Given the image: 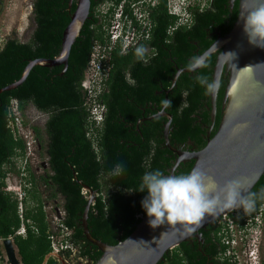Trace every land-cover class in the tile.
<instances>
[{"label":"trees","instance_id":"trees-1","mask_svg":"<svg viewBox=\"0 0 264 264\" xmlns=\"http://www.w3.org/2000/svg\"><path fill=\"white\" fill-rule=\"evenodd\" d=\"M125 1V13H130V2L136 0H91V9L79 37L72 46L68 69L64 66H35L24 83L11 91L0 93V259H4L1 242L12 238L18 249L22 264H43L52 252L54 233L46 202L61 196L70 239L78 248V256L97 262L102 253L84 236L81 218L89 194L79 181L90 186L96 195L93 201L88 226L92 235L105 243L115 245L126 239L140 223L146 211L142 200L147 190H137L146 172L160 170L168 174L173 158L165 149L162 138L167 118L154 119L141 125L142 133L136 130L143 109L145 115L154 113L155 106L146 107V98L151 95L161 110L165 99H155V90L163 84L171 85L177 67H187L189 58L207 50L216 36L208 35L216 28L228 32L237 19L238 4L230 19L228 0H211L209 7L192 11L194 24L190 27L169 29L176 24V17L169 14L166 0L153 9V27L148 39L135 48L122 53L120 43L106 50L111 66L104 80L108 90L100 99L106 103L104 120L98 124L91 120L88 94L82 86L85 71L96 43L110 44L109 27L118 6ZM69 0H35L33 20L35 29L28 42L9 37L0 49V89L17 81L31 60L55 58L60 54L65 28L70 22ZM108 5L106 14L101 7ZM76 8L74 1L72 12ZM146 51L142 59L136 49ZM149 51V53L147 52ZM216 56L207 59V66L199 70L210 76ZM169 94L171 106L166 111L173 116L170 138L184 141L189 136L201 141L199 131L194 129V112L200 111L207 98L200 84L191 88L181 87L182 82ZM222 95V90L219 97ZM100 96V94H99ZM98 96V100H99ZM132 100V101H131ZM17 102L20 111L28 104L47 114L45 135L46 155L49 168L37 174L29 165L25 168L23 198L8 191L6 177L10 171L21 175L15 159L25 158L26 141L16 138L9 127L10 108ZM156 110V111H158ZM196 110V111H195ZM202 115V114H201ZM209 123L210 115H203ZM217 115V125L220 121ZM144 125H148L143 129ZM35 138L43 141L42 129L33 126ZM173 129V130H172ZM123 171L118 174L117 165ZM192 164L183 166L179 174L190 172ZM24 177V176H23ZM77 177V178H76ZM48 192V195L46 194ZM24 226L26 234H18ZM92 246V247H91ZM91 247V249H90ZM181 245L167 252L158 264H193L190 255ZM46 264H58L50 257Z\"/></svg>","mask_w":264,"mask_h":264},{"label":"water","instance_id":"water-1","mask_svg":"<svg viewBox=\"0 0 264 264\" xmlns=\"http://www.w3.org/2000/svg\"><path fill=\"white\" fill-rule=\"evenodd\" d=\"M74 1H76V8L72 12ZM235 1L229 0L232 7ZM238 2V16L231 30L225 36L219 35L212 45L199 56L206 62L208 57L218 52L213 69V80L221 81L224 73L229 76L224 94L222 118L217 131L209 137L207 144L200 151L180 153L171 175L180 162L193 159L194 164L191 170L199 168L217 185H223L226 181L235 179L239 180L246 190L251 191L264 175V47L249 42L248 35L244 31L243 17L248 10L254 9L264 0H238ZM90 9L91 0H69L68 11L71 16L63 33L60 54L55 58L31 60L20 79L1 88L0 93L14 90L22 85L31 70L38 65L64 66L62 73H65L68 69L72 46L89 18ZM183 72L193 71H189L188 68L178 69L166 93L171 92ZM219 90L214 95L210 94L213 125L217 119ZM165 109L166 106H163L162 110L153 117H169V122L164 125L163 136L166 146L171 151L177 152L169 138L172 116L168 115ZM79 184L89 194L81 218L83 234L102 253L94 264H158L167 252L197 236L200 230L205 229L222 216L225 217L238 209L218 211L212 216L206 214L201 225L191 234H185L182 230H178L179 226L174 228L167 223L153 228L148 223L150 218L142 215L140 223L126 239L110 245L92 235L88 226V217L96 195L87 184L81 181ZM241 194L245 195L246 192L242 189ZM2 243L9 263L22 264L13 239H5ZM50 257L55 258L58 264H67L69 260L60 253L51 252L46 256L43 264H46Z\"/></svg>","mask_w":264,"mask_h":264},{"label":"flooded vegetation","instance_id":"flooded-vegetation-1","mask_svg":"<svg viewBox=\"0 0 264 264\" xmlns=\"http://www.w3.org/2000/svg\"><path fill=\"white\" fill-rule=\"evenodd\" d=\"M136 1H139V0H136ZM143 1H144L145 6H150V15L152 14L153 9L160 3V0H143ZM166 2H167V9H168V0H166ZM193 2L195 3V5L191 8V10L196 11L199 9V5H198L199 0H194ZM210 3H211V0L210 2H208V4L203 9L209 7ZM228 3H229V0H228ZM236 4L239 5L238 0L235 1L234 7H232L230 3H229V7L228 6L226 7L230 12L229 15H226V19L229 20L232 14H234V9H235ZM203 9H200V10H203ZM192 11H191L190 21L185 25H181L180 27H184V26L190 27L191 25L194 24V19L192 17ZM176 19L178 18L176 17ZM228 32L225 33L223 31H219L218 28H216V30H214L212 33H209L208 38L209 40H212L213 37L216 36V39H217L219 35L225 36ZM147 52L149 53V51ZM195 53H197V57L203 54V53L199 54L198 50H196ZM217 53L213 55L217 57ZM216 59H215V64H216ZM189 60L191 61L192 58H189ZM214 66L212 68V72L210 76L208 77L210 81L213 80L212 75H213ZM186 68L187 67H177L175 70L174 76L176 75L178 69H186ZM199 70L200 69L196 70L195 72L181 73L175 85L176 89L179 88L178 84L180 82H182L181 87L190 86L191 88H193V87L198 86V83L196 82L195 77L197 75H201ZM174 76L171 78V85H172V80ZM228 82H229V76L224 73L222 80H221V87L219 90V95H220L221 90H222V95L220 97L218 95V99H217V115L220 114L221 118H222V112H223V107H224V94H225V89H226ZM169 88H165L163 84H160V87L157 90H155V96H156L155 99L159 97H163L165 100L166 99L169 100V94L174 89L173 88L170 93H166V91L169 90ZM107 90L108 88L105 85L99 96V103L103 106V109H104L103 110L104 117L107 112V106H106V103L103 101V99H100V98L105 92H107ZM151 106H155V108L153 109L155 110V112L150 114L149 116H146L145 113H146L147 108H144L142 116L137 122L136 130L139 133H142V129L140 126L143 124H146V122L148 121H152L154 119H161V118H167L168 119L167 122H169L170 120L168 116L153 117L154 115H156L162 110L165 104L162 106L161 110H158L157 100H154L153 97L149 95L146 98V107H151ZM165 112L168 115H171L166 111V109H165ZM205 114L210 115L211 121L209 123H206L203 121L204 119L203 115ZM192 117L194 118L193 128L199 131V136H200L201 141L198 142L196 140H193L190 136L189 138H187V140H184V141H177V140L172 141L169 135L170 142L172 146L177 150V152L171 151L166 146V142L164 140V145H165L164 148L172 152V158H173L172 166L170 169H168L167 175H171L172 168L174 167L177 159H179L180 153L187 154V153H195L197 151H200L207 144L209 137H212L217 131L220 121L217 125V119H216V123L215 125H213L212 118H211L210 94H208L207 98L203 100L199 113L197 114V112H194ZM172 120H173V116H172ZM167 122H164V125ZM146 126L148 125H144L143 129H145ZM170 131H171V128L169 129V132ZM162 138L164 139L163 135H162ZM37 142H38L39 149H41L42 143L39 142L38 140ZM189 164H192L193 166L194 160L191 159L185 162H180L179 165L176 167V169L173 171V175H178L180 169L183 166H188ZM42 166L44 167L43 173H45L46 170L49 168L48 161L43 163ZM262 187H264V175L260 178L258 183L253 187L251 192H258ZM180 245L182 246L181 249L186 251L187 254L189 253L191 254L189 255L191 258L190 260H192L193 264H264V200H257L255 208L251 212L245 213L243 209L238 208L236 211L234 212L232 211L229 214L225 215V217L222 216L220 219L208 225L205 229L200 230L197 233V236L191 238L189 241L184 242ZM82 259L84 258L77 256V258L68 260L67 264H82L83 263ZM90 263H91L90 261H87L86 264H90Z\"/></svg>","mask_w":264,"mask_h":264},{"label":"clouds","instance_id":"clouds-1","mask_svg":"<svg viewBox=\"0 0 264 264\" xmlns=\"http://www.w3.org/2000/svg\"><path fill=\"white\" fill-rule=\"evenodd\" d=\"M243 19L249 42L264 47V2L248 10ZM145 51L143 47L137 48V57L142 59ZM206 66L202 58L194 56L187 68L195 72ZM195 80L205 88L206 94L214 95L221 87V81H210L205 75H197ZM164 104L171 106V101L166 99ZM116 167L118 174L123 171L122 164ZM145 189L148 195L142 200V206L150 218L149 225L155 228L167 223L170 227L179 226L178 230L185 234L195 232L206 214L212 216L218 211L235 208L248 213L254 210L257 200H264V187L258 192H251L235 179L217 185L199 168H193L187 174L167 176L160 170L146 172L137 190L143 192ZM242 189L245 195L241 194Z\"/></svg>","mask_w":264,"mask_h":264},{"label":"built area","instance_id":"built-area-1","mask_svg":"<svg viewBox=\"0 0 264 264\" xmlns=\"http://www.w3.org/2000/svg\"><path fill=\"white\" fill-rule=\"evenodd\" d=\"M193 1L194 0H168L169 13L178 18L176 24L169 29V32H173L181 25H185L190 21L191 8L195 5ZM208 2H210V0H199V9H203ZM107 10L105 12L102 11V13L106 14ZM130 11L132 12V15H130V13H125V1L118 6L112 24L108 29L110 34V44L108 46L100 43L95 44L88 67L85 71V77L82 81V86L88 94L91 120L96 121L98 124L104 120V109L99 103L98 96L104 88V80L111 68L108 64L109 57L106 52L107 48L112 49L115 45L120 43L122 46V53H126L135 48L142 40L148 39L153 27L150 6H145L143 0L130 2ZM92 103L94 105L91 106ZM9 127L16 138H23L26 141L28 151L31 143L27 141L26 138H28L29 135L26 134L23 128L20 109L18 103L15 101L12 102L10 108ZM34 142H37L36 138ZM25 174L26 172L21 173L23 176H25ZM23 195L24 193H20V198H23ZM65 214L63 208L56 207L55 219L57 222L54 223L52 221L55 232L52 233L50 239L52 240V252L60 253L66 259L72 260L77 258L78 248L70 239L69 229L63 223ZM17 233L25 235V227L22 226ZM82 261V264L87 263V260L82 259Z\"/></svg>","mask_w":264,"mask_h":264},{"label":"rangeland","instance_id":"rangeland-1","mask_svg":"<svg viewBox=\"0 0 264 264\" xmlns=\"http://www.w3.org/2000/svg\"><path fill=\"white\" fill-rule=\"evenodd\" d=\"M35 0H0V49L5 44L9 37H17L22 42H28L31 40L35 24L33 20V3ZM108 5H103L101 11H106ZM94 105L93 103L91 106ZM89 106V104H88ZM20 115L23 122V128L31 144L30 149H28L25 158L15 159L16 169H21L22 172H26L25 167L29 165L33 171L37 174L44 172L43 163L48 161L46 155V144L47 138L45 135V124L47 120V114L38 110L34 105L28 104L24 111H20ZM33 126H39L42 129V134L44 136L42 141V148L39 149L38 142L35 141ZM34 140V141H32ZM6 184L8 191L14 192L20 197V193L23 191V183L25 182V176L20 175L14 171H10L6 177ZM23 190V191H22ZM48 195V192L46 193ZM56 207H63V198L57 196L56 199L46 202V210L49 213V218L53 227L52 221L55 223L56 217ZM2 244V252L4 253V259H0V264H10L7 260L6 252ZM19 260L20 256L18 254V249L15 246ZM22 262V261H21Z\"/></svg>","mask_w":264,"mask_h":264}]
</instances>
